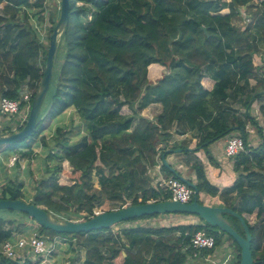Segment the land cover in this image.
<instances>
[{
  "label": "trees",
  "instance_id": "trees-1",
  "mask_svg": "<svg viewBox=\"0 0 264 264\" xmlns=\"http://www.w3.org/2000/svg\"><path fill=\"white\" fill-rule=\"evenodd\" d=\"M254 1L70 0L69 26L61 36L51 87L39 116L44 119L28 139L0 146L5 154L19 153L29 162L35 159L37 170L20 171L17 163L5 184H0V199H25L69 221L89 220L97 215L96 208L101 213L114 211L108 208L111 203L168 201L170 192L153 186L148 172L172 151L184 155V165L195 172L199 203L203 204L202 193L219 197L222 205L246 219L254 264H264V143L248 147L246 131L247 125L252 126L264 141L261 124L250 113L258 102L264 117V65L257 66L259 55L264 63V9ZM45 5L46 0H0V98L20 100L28 90L33 102L49 46L30 22V14L42 22ZM245 7L253 18L242 28ZM21 13L23 18L18 19ZM153 64L167 70L156 84L148 78ZM153 104L162 107L155 121L142 115ZM24 108L22 103L20 110ZM71 111L79 123L73 116L63 122ZM235 131L246 148L235 158L240 175L221 189L207 178L198 153L205 152L214 162L209 146ZM3 133L12 129L6 127ZM65 162L71 172L64 171ZM161 168L165 177L179 179L171 165L163 163ZM23 175L32 182L25 185ZM28 186H33L32 192L29 188L24 192ZM253 215L255 225L246 218ZM18 217L30 218L13 210L0 211V246L14 240V234L31 235L30 225ZM225 218L245 235L236 217ZM118 225L78 234H59L39 225L38 232L50 240L69 242L74 256L79 250L72 242L77 241L85 250L82 264H186L193 255L192 237L205 231L216 247L225 241L235 247L237 256L228 264L241 262L235 240L205 222L114 231ZM208 253L214 251H205L203 257ZM0 264L20 263L1 258Z\"/></svg>",
  "mask_w": 264,
  "mask_h": 264
},
{
  "label": "water",
  "instance_id": "water-1",
  "mask_svg": "<svg viewBox=\"0 0 264 264\" xmlns=\"http://www.w3.org/2000/svg\"><path fill=\"white\" fill-rule=\"evenodd\" d=\"M70 19V0H61L60 17L54 31L50 35L49 48L44 67V76L33 99L31 110L24 127L17 132L0 133V146H8L17 142L24 141L31 137L36 131L37 125L44 119L39 118L44 100L50 90L54 66L58 59L59 47L61 45V36L69 26ZM192 151L193 149H187ZM177 153L180 150L176 151ZM172 153L168 151L167 154ZM163 157V163L168 166V162ZM171 171L194 192V199L191 203H181L179 201L168 200L164 202H148L145 204L128 205L122 209L101 213L98 208L95 213L98 214L86 221L73 222L63 218L55 217L51 212L25 200H4L0 199V211L13 210L27 214L37 224L46 230H52L59 234H78L90 233L92 231L109 229L122 222L142 218L149 215L166 214H190L200 217L206 224L219 229L231 236L241 249L240 264H254V258L251 250L252 235L246 219L239 213L227 207L209 206L199 203V189L197 184L177 173L173 168ZM233 215L243 226L245 235L242 236L225 218V215Z\"/></svg>",
  "mask_w": 264,
  "mask_h": 264
},
{
  "label": "built area",
  "instance_id": "built-area-1",
  "mask_svg": "<svg viewBox=\"0 0 264 264\" xmlns=\"http://www.w3.org/2000/svg\"><path fill=\"white\" fill-rule=\"evenodd\" d=\"M255 3H257L256 6L258 8L264 9V0H257ZM4 6L5 4H1V9ZM246 9V7L243 9L244 13H246L245 15H247L245 16L243 25L251 22ZM31 97V92L27 90L23 93L20 100H11L4 97L0 98V114L4 116H13L19 113H27L25 117L26 122L29 116V111L31 110ZM22 103L25 104L23 111L20 110ZM246 131L247 133H254L255 129L252 126L247 125ZM181 137L184 139V136ZM245 149L244 138L242 136H234L226 143L224 149L225 156L229 159H234L241 152H245ZM0 162L10 170L13 169L17 163L23 164V158L19 154L10 155L6 160L0 156ZM156 186L170 192L172 196L170 200L179 201L184 204L192 202L194 195L193 190L180 179L172 176L161 177ZM13 238L14 240H7L0 246V259L6 258L17 260L20 264H24L26 261H33L38 264H51V258L55 252L54 240H50L49 237L42 235L40 232H32L28 237L24 234H14ZM191 248L193 250V255L189 256L188 260L202 259L201 261H204V263L211 262L213 260L212 253H208L204 257L203 254L205 251H214L216 249L215 239L205 231H199L191 239ZM232 255L233 252H231L230 257L225 258L222 264L230 263L232 261Z\"/></svg>",
  "mask_w": 264,
  "mask_h": 264
},
{
  "label": "crops",
  "instance_id": "crops-1",
  "mask_svg": "<svg viewBox=\"0 0 264 264\" xmlns=\"http://www.w3.org/2000/svg\"><path fill=\"white\" fill-rule=\"evenodd\" d=\"M51 1V0H49ZM46 3L48 5V0H46ZM23 15H19L18 19H22ZM45 21V20H44ZM30 22L36 26L37 29L40 28L39 24L41 23L43 26V22H39L38 18L36 16H33L30 14ZM39 22V23H38ZM40 30V29H39ZM44 42V41H43ZM258 65H264L263 63V59L262 57L259 55L257 58V66ZM153 71H151V68H149V80L156 84L157 81H159L163 75H165L167 73V70L165 67L159 65V64H153ZM254 81V80H253ZM253 81H251V84H253ZM257 102H255L252 106L254 112L253 115L255 116V118L259 121V123L261 124V127L263 128V132H264V121H260L258 115H259V107L260 105L257 103V106L255 105ZM162 112V107L160 104H153L151 106H149L148 108H146L143 112L142 115L152 121H155L156 118L160 115V113ZM27 113H21V117H20V123L16 128H12V132H16V129H18L24 122H25V117H26ZM73 116L76 120V123H79V117L77 116V114H75L74 111H71L68 113V115L66 116L65 120L63 122H70V117ZM263 118V117H262ZM2 127H0L1 129ZM252 135L255 136L254 142L253 144L250 145V143L247 141V145L250 148H257L258 146L262 145L264 143V141L262 140V138L259 136L258 133H256V130L254 133H250ZM232 134H230L229 136L220 139L216 142H214L212 145L209 146L208 150L211 153L214 162H211L209 160V157L205 154V152L201 151L200 153H198V157L200 158V160L203 162L205 170H206V175L207 178L209 179V181L213 184L216 185L219 188H225V187H229L231 186L236 179L238 178V176L240 175V172H237L235 170V161L236 159H229L225 156V146L227 141L234 137L231 136ZM264 135V133H263ZM240 136V135H239ZM194 137V134H191L188 136V140L191 141V138ZM260 138V140H259ZM176 139L181 140L182 137L181 136H176ZM196 140L193 139V144L192 146L194 147L196 145ZM217 144H221V146H216ZM0 156H2L5 160L10 156H8L7 158L0 153ZM184 155H178V154H169L167 155V157L165 158L168 162L169 165H171V167L174 169L173 167V163L174 162H179L180 166L179 168L187 171L191 177H193V181L194 183H197V179L195 176V172L184 165ZM66 163V162H65ZM162 164H163V159L160 160V162L157 164V166H155L154 168H151L148 172V178L151 179L152 181V185L156 186L157 182L160 180L161 177H165L164 172L162 171ZM4 169L5 166L0 162V170ZM71 168V167H70ZM175 170V169H174ZM178 173V172H177ZM201 200L203 202V204L205 205H209V206H216V207H226L225 205H222V200L219 197H210L206 194H201ZM249 217V216H248ZM246 217V218H248ZM254 218H256V215H253L250 217L249 219V223H251ZM164 219H173V220H177L178 223H193L195 225H201L204 224V221L196 216V215H174V214H169V215H161L157 218H152V219H144V220H139L136 221L135 223L137 224H133L132 226H144L146 227L144 224H149L152 225L153 227L158 226H167L164 225L163 222L165 221ZM159 220V222H158ZM251 221V222H250ZM156 223H158L156 225ZM160 224V225H159ZM175 225V224H173ZM55 240L60 241L61 243L64 242L63 239L57 238ZM224 243L229 244V253L231 254V252H233V255L231 256V260H234L237 256V252L235 247L230 244V242L225 241ZM233 249V250H232ZM216 250V249H215ZM229 254V255H230ZM213 255V253H212ZM227 258V257H226ZM56 256L53 255V257L51 258V264H55L56 263ZM58 264V263H56Z\"/></svg>",
  "mask_w": 264,
  "mask_h": 264
},
{
  "label": "rangeland",
  "instance_id": "rangeland-1",
  "mask_svg": "<svg viewBox=\"0 0 264 264\" xmlns=\"http://www.w3.org/2000/svg\"><path fill=\"white\" fill-rule=\"evenodd\" d=\"M2 4L4 5L5 3L3 2ZM60 9H61V0H51V1L48 0V5H46V11H45V14L43 16V21H42L43 26L41 23L39 24L41 36L43 38V41H44L46 47L49 46V39H48L49 31L53 27V25H55L56 22L58 23V20L60 17V14H59ZM23 14H24V12H23ZM23 14L21 13V15H23ZM252 15H253L252 12H249L248 17H250V19H252L253 18ZM244 26L245 25H243L241 27L243 28ZM45 54H46V50H45ZM44 58H46V56ZM151 71H153V69H151ZM255 84H256V81L254 80L252 86H254ZM257 103L255 104L256 106H257ZM253 112H254V110H253V108H251L250 113L253 114ZM29 113H30V111H29ZM20 117H21V113L13 115V116H4V115L0 114V127H2L0 129V133H3V129H5L6 127H8L9 129L16 128L20 123V120H21ZM258 117H259L260 121H264V117L262 118L260 112H259ZM69 129H72V128L70 127ZM17 131H18V129H16V132ZM256 133H257V131H256ZM239 135L241 136V134L239 132L235 131V132H232L231 136H239ZM254 139H255L254 135L247 133V141L250 143V145L253 144ZM259 140H260V138H259ZM216 146H221V144H217ZM0 153L3 155H6V156L11 155L10 152L6 151L7 154H5V152L2 150L0 151ZM37 163H38V161L35 162V159L29 162L26 158H23V164H20L21 165L20 171H26L28 168H31V167L35 171V170H37V167H36ZM172 165H173L176 172H178L180 175L187 178L188 180L193 181V177H191L187 171L179 168V166H180L179 162H174ZM63 167H64L65 172H71L72 171L67 162L63 164ZM12 170L13 169L9 170L6 166H5L4 171H3V169L0 170V184L1 185L5 184V182L7 181L6 179L9 178ZM41 171L44 172L43 170H41ZM35 175L37 178L38 174H35ZM22 179L24 180L25 185H28L29 182H32V181H30V177H27L25 175L22 176ZM62 179H63V182L67 183L66 182L67 178L65 176L62 175ZM28 188L32 192L33 186L26 187L24 189V192L28 191ZM126 206L127 205H122L119 203H111L110 205H108V208H109V210H111V209L112 210H118V209H120V207L124 208ZM96 214H98V213L96 212ZM250 217L251 216L248 217V220L250 219ZM17 219L21 220V221L24 220L25 224L31 226V227L29 226L30 234H32V232H38L39 225L35 221H32L31 218L22 219V218L18 217ZM73 219H75V218H73ZM164 220L165 221L163 222V224L167 225L166 227H170L171 225L178 223L177 220H173V219H164ZM73 221H75V222L79 221L80 222L81 220L78 218L77 220H73ZM158 222H159V220H158ZM133 224H137V223L133 222V223H124V224L118 225L117 227L114 228V231H119L122 228L131 227ZM149 224H144V225L145 226H152ZM157 224L158 223H156V225ZM251 224H253V225L257 224V218H254V220L251 222ZM17 234H20V233H17ZM55 239H57V238H55ZM55 239H54L55 252L53 255L56 256V259H57L56 263H58V264H82V260L85 257V250L79 246L77 241L72 242L74 244L75 249L79 250L78 255L74 256V253L70 252V246H69L70 243L69 242H62L61 243L60 241L55 240ZM60 239H62V238H60ZM229 254H230L229 253V244L223 243L219 247H216V250H214L213 260L211 262L202 263L201 260H198V259L194 260L193 259V260H188L186 264H222L226 257H230ZM72 258H74V259H72Z\"/></svg>",
  "mask_w": 264,
  "mask_h": 264
}]
</instances>
